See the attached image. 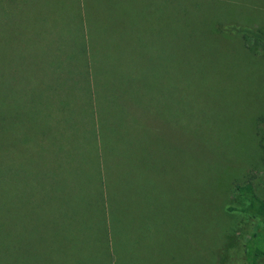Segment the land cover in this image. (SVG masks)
I'll list each match as a JSON object with an SVG mask.
<instances>
[{"label": "rangeland", "instance_id": "374dc122", "mask_svg": "<svg viewBox=\"0 0 264 264\" xmlns=\"http://www.w3.org/2000/svg\"><path fill=\"white\" fill-rule=\"evenodd\" d=\"M82 1L0 0V264H246L264 0Z\"/></svg>", "mask_w": 264, "mask_h": 264}, {"label": "trees", "instance_id": "16d2710c", "mask_svg": "<svg viewBox=\"0 0 264 264\" xmlns=\"http://www.w3.org/2000/svg\"><path fill=\"white\" fill-rule=\"evenodd\" d=\"M108 0H85L79 5V33L86 49L102 43L107 28V18L105 5ZM82 12V16H81ZM83 29V31H82ZM219 31L241 36L244 40H254L256 43L264 45V32L254 30L241 25H219ZM94 36V37H93ZM114 153V150H113ZM236 190L245 198L246 206L242 212L254 217L257 222V230L249 238L246 245V264H258L264 258V199L255 191L252 183L237 185ZM233 211V208L229 209Z\"/></svg>", "mask_w": 264, "mask_h": 264}]
</instances>
